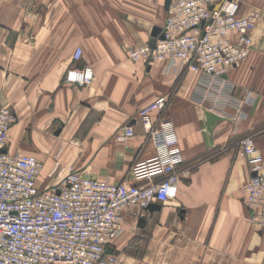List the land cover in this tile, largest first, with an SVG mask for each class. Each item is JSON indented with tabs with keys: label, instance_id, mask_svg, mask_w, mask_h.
<instances>
[{
	"label": "crops",
	"instance_id": "crops-1",
	"mask_svg": "<svg viewBox=\"0 0 264 264\" xmlns=\"http://www.w3.org/2000/svg\"><path fill=\"white\" fill-rule=\"evenodd\" d=\"M237 1L241 15H256L253 44L214 77L180 61L128 57L129 48L149 44L154 27L162 31L164 0H0V104L17 118L7 151L43 163L40 187L60 180L51 174L56 163L97 180L146 185L131 168L156 147L138 111L167 100L150 118L155 127L169 120L176 133L178 193L153 203L158 211L123 210L115 264H264V227L251 225L245 202L252 174L236 145L254 135L264 174V0ZM84 66L94 74L88 85L65 82L70 68ZM127 125L133 137L117 142Z\"/></svg>",
	"mask_w": 264,
	"mask_h": 264
},
{
	"label": "built area",
	"instance_id": "built-area-1",
	"mask_svg": "<svg viewBox=\"0 0 264 264\" xmlns=\"http://www.w3.org/2000/svg\"><path fill=\"white\" fill-rule=\"evenodd\" d=\"M218 6V8H217ZM255 13H239L237 0H170L162 28L164 39L128 49V57L151 65L155 61H180L192 73L221 77L249 54ZM76 51L74 61L79 60ZM89 66L70 68L65 82L79 86L93 79ZM167 100L158 97L138 111L144 132L156 155L135 163L131 175L146 185L97 180L56 163L51 174L61 178L42 188L38 180L43 163L33 155L7 151L15 113L0 104V264H115L112 243L123 232L124 209L146 210L177 196L182 156L178 139L167 119L154 126L151 115L160 113ZM264 104V100H263ZM243 113L233 117L237 120ZM130 125L114 135L123 143L133 137ZM252 176L244 186L250 223L264 227L263 157L254 135L237 142ZM155 179V180H154Z\"/></svg>",
	"mask_w": 264,
	"mask_h": 264
},
{
	"label": "water",
	"instance_id": "water-1",
	"mask_svg": "<svg viewBox=\"0 0 264 264\" xmlns=\"http://www.w3.org/2000/svg\"><path fill=\"white\" fill-rule=\"evenodd\" d=\"M169 2L170 0H164V10L166 11L167 8H168V5H169ZM218 8V6H217ZM156 39H159V40H163L164 39V34L162 33L161 29L158 28V27H154L151 31V39L149 41V45L151 47H154V44H155V40ZM160 209V206L157 205V204H150L148 207H147V210L148 211H158ZM140 221H143V220H140Z\"/></svg>",
	"mask_w": 264,
	"mask_h": 264
},
{
	"label": "rangeland",
	"instance_id": "rangeland-1",
	"mask_svg": "<svg viewBox=\"0 0 264 264\" xmlns=\"http://www.w3.org/2000/svg\"><path fill=\"white\" fill-rule=\"evenodd\" d=\"M143 236H144V235H143ZM143 238H144V237H143ZM142 245H143V241L140 242L138 248H136V246H135V252H136V253H137L138 250H140V249L142 248ZM133 248H134V247H133ZM133 251H134V249H133Z\"/></svg>",
	"mask_w": 264,
	"mask_h": 264
}]
</instances>
